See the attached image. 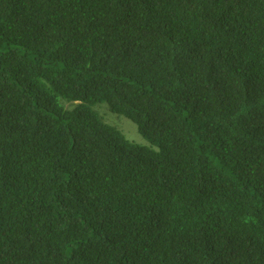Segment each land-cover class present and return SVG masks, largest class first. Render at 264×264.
<instances>
[{"label": "trees", "instance_id": "trees-1", "mask_svg": "<svg viewBox=\"0 0 264 264\" xmlns=\"http://www.w3.org/2000/svg\"><path fill=\"white\" fill-rule=\"evenodd\" d=\"M0 264H264V0H0Z\"/></svg>", "mask_w": 264, "mask_h": 264}, {"label": "rangeland", "instance_id": "rangeland-1", "mask_svg": "<svg viewBox=\"0 0 264 264\" xmlns=\"http://www.w3.org/2000/svg\"><path fill=\"white\" fill-rule=\"evenodd\" d=\"M98 107H105L108 109V107L106 105H99L96 106L95 108ZM100 113L105 115L106 112L104 109H100ZM106 122H108V124L116 127L117 129H119L125 136L127 139H130L131 141L135 142V143H140L141 142V138L137 136L136 133V126L129 120L121 117V116H116L113 115L111 113H109L106 117H105Z\"/></svg>", "mask_w": 264, "mask_h": 264}, {"label": "clouds", "instance_id": "clouds-1", "mask_svg": "<svg viewBox=\"0 0 264 264\" xmlns=\"http://www.w3.org/2000/svg\"><path fill=\"white\" fill-rule=\"evenodd\" d=\"M96 106H99V104H97V105H95L94 107H93V109L95 110V111H97V113L100 115V117L106 122V120H105V117L109 114V113H111V114H113V115H116V116H120V115H117V114H114V113H112V112H110L109 111V109H107V108H105V107H98V108H95ZM100 109H104L105 110V112H106V114L105 115H103V114H101L100 113ZM121 117H123V118H125L124 116H121ZM126 119V118H125ZM128 120V119H127ZM130 121V120H129ZM107 124H108V122H106ZM110 125V124H109ZM112 126V125H111ZM114 127V126H113ZM114 128H116V127H114ZM117 129V128H116ZM119 130V129H118ZM130 140V139H129ZM131 141V140H130ZM133 142V141H132Z\"/></svg>", "mask_w": 264, "mask_h": 264}]
</instances>
